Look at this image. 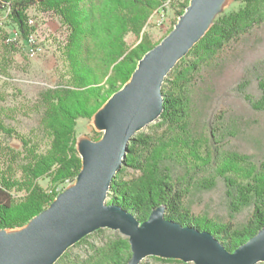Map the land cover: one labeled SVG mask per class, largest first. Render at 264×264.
<instances>
[{"label":"trees","instance_id":"16d2710c","mask_svg":"<svg viewBox=\"0 0 264 264\" xmlns=\"http://www.w3.org/2000/svg\"><path fill=\"white\" fill-rule=\"evenodd\" d=\"M235 1L239 8L215 18L168 73L170 78L163 80L162 112L154 132L131 139L122 166L110 182L106 203L131 214L139 225L163 207L165 220L208 232L230 253L264 228V164L225 147L237 122L229 107L215 108L225 94L264 112V0ZM166 2L0 0V13L8 12L5 22L23 43L30 33L29 7L55 16L66 30L60 51L65 68L58 85L41 94L38 127L46 150L39 152L31 137L18 134L0 117V230L26 226L65 190L64 184L76 180L81 169L77 121L92 118L129 80L139 60L159 44L150 45L141 36L130 48L125 37L129 33L139 37L151 14ZM4 45L15 48L5 41ZM12 140L20 143L18 150L11 146ZM124 167L138 175L124 180ZM17 169L22 180L9 174ZM41 179L49 181V188L39 186ZM220 180L228 213L235 216L249 210L244 222L232 225L190 214L191 193L211 191ZM12 191L24 195L16 199ZM86 249L88 256L71 264H128L132 256L128 238L116 237ZM66 256L64 252L54 264Z\"/></svg>","mask_w":264,"mask_h":264},{"label":"water","instance_id":"95a60500","mask_svg":"<svg viewBox=\"0 0 264 264\" xmlns=\"http://www.w3.org/2000/svg\"><path fill=\"white\" fill-rule=\"evenodd\" d=\"M220 1L189 0L172 30L139 60L129 80L105 103L108 108L100 127L102 137L85 142L86 156H79L81 169L74 185L20 228L15 239L0 238V264H54L70 245L99 228L116 230L128 238L132 252L128 264H139L145 256L161 253L195 264L264 262V228L230 253L208 232L165 220L163 207L139 225L131 214L105 203L110 182L122 166L134 133L162 112L165 76L205 35Z\"/></svg>","mask_w":264,"mask_h":264},{"label":"rangeland","instance_id":"374dc122","mask_svg":"<svg viewBox=\"0 0 264 264\" xmlns=\"http://www.w3.org/2000/svg\"><path fill=\"white\" fill-rule=\"evenodd\" d=\"M185 2L186 0H173L163 7L159 13L154 11L139 37L131 33L126 35V45L130 48L135 47L141 36L146 37L150 45L160 43L169 29L174 27V23L178 21V13L182 10V5ZM239 6V3L235 0L226 1L220 6L219 12L216 13L213 20L222 14L237 10ZM27 15L34 16L36 19L38 25L37 43L43 48L44 52L34 58H29L23 47L9 48L4 45L5 38L12 32V27L7 25L6 19L4 20L0 28V76L2 77L0 80V117L5 124L15 129L18 134L31 137L34 143L39 146V152H44L47 142L41 138L38 127L41 115V94L46 89H54L58 85L59 74L65 68L60 51L65 41L66 30L60 25L55 16L45 14L35 6L26 10ZM0 17H3V13H0ZM161 19L163 23L160 25ZM231 75L233 77V74ZM167 78H170L168 74L164 80ZM225 90L227 88H224L223 91L225 92ZM228 107L234 112L237 128L236 132L228 138L225 147L230 151L249 156L257 163L264 164V112L253 111L244 102L231 99L223 94L222 97L218 98L215 108L216 110H223ZM98 115L99 113L90 119H79L77 121L75 141L76 150L80 157L82 151L88 147L85 142H96L102 137L101 119L96 120ZM156 123L157 120L139 129L133 137L140 133H153ZM10 144L15 150L20 148V143L17 140H12ZM2 168L4 169V167ZM9 174L15 180H22L18 169ZM137 175L138 173L134 170L124 167L121 177L128 180ZM74 183L75 181L66 183L63 187L67 190ZM38 184L44 190L49 188L47 179L39 180ZM11 193L16 199L24 195V192L12 191ZM107 201L108 197H106L105 203ZM187 202L191 215H204L223 223L239 224L249 216V210L235 216L228 213L225 202V188L221 180L211 191H193ZM19 229H6V231H13L12 234H14V231L17 232ZM91 233H89L90 235L86 241L81 244L74 243L70 245L65 251L66 258L59 261V264H71L77 258L79 260L85 258L89 254L86 248L91 245L101 246L116 237L127 238L118 231L109 228H105L101 232ZM139 264L195 263L173 257L168 253H161L147 255Z\"/></svg>","mask_w":264,"mask_h":264},{"label":"built area","instance_id":"2783aa9c","mask_svg":"<svg viewBox=\"0 0 264 264\" xmlns=\"http://www.w3.org/2000/svg\"><path fill=\"white\" fill-rule=\"evenodd\" d=\"M166 5H164L165 7ZM7 11L3 12V18L0 19V28L4 23V20L6 19L7 16ZM163 20H160V25L163 23ZM26 22H27V26L30 28V33L27 35L26 39L24 40V43L22 42L20 35L15 32L12 31L6 38H5V42L7 44H10L12 46H14L15 48H20L23 47L25 50V53L27 55V57L29 58H34L37 55H40L44 52L43 48L37 43V34H38V25L36 22V19L34 16H26ZM2 79V77L0 76V80Z\"/></svg>","mask_w":264,"mask_h":264},{"label":"bare ground","instance_id":"6f19581e","mask_svg":"<svg viewBox=\"0 0 264 264\" xmlns=\"http://www.w3.org/2000/svg\"><path fill=\"white\" fill-rule=\"evenodd\" d=\"M171 1H173V0H167V2L166 3H164L163 4V6L162 7H164V5H168L169 3H171ZM226 1H228V0H221L220 1V3L216 6V8H215V11H214V14H213V16H215V14L219 11V8H220V6L223 4V3H225ZM162 7H161V9H162ZM160 9V10H161ZM160 10L158 11V10H156L155 12L156 13H159L160 12ZM161 17H162V15H161ZM1 18H3V17H0V19ZM160 23V22H159ZM107 108H108V104H105V106H104V108H102L98 113H99V115H98V117H96V120H100L101 119V124H103V122H104V120H105V117H106V113H107ZM97 113V114H98ZM97 114L96 115H94L93 117H95V116H97ZM88 148V147H87ZM86 148V149H87ZM86 149L84 150V151H82V153H81V158L83 159V158H85V156H86ZM71 183V182H70ZM12 232L13 231H10V232H7L6 230L4 231V232H0V238L2 239V240H13V239H15L18 235H19V233H20V229H19V231H17V232H15L14 231V234H12Z\"/></svg>","mask_w":264,"mask_h":264}]
</instances>
